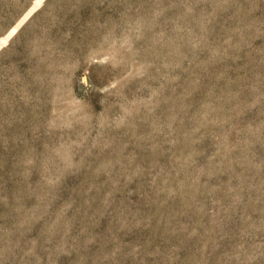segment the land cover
<instances>
[{
	"label": "rangeland",
	"instance_id": "rangeland-1",
	"mask_svg": "<svg viewBox=\"0 0 264 264\" xmlns=\"http://www.w3.org/2000/svg\"><path fill=\"white\" fill-rule=\"evenodd\" d=\"M0 264H264V0H0Z\"/></svg>",
	"mask_w": 264,
	"mask_h": 264
}]
</instances>
